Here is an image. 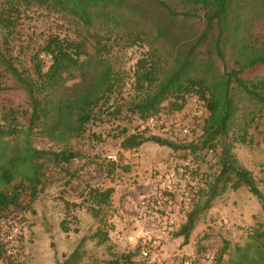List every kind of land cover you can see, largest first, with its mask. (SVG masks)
<instances>
[{"label":"trees","instance_id":"16d2710c","mask_svg":"<svg viewBox=\"0 0 264 264\" xmlns=\"http://www.w3.org/2000/svg\"><path fill=\"white\" fill-rule=\"evenodd\" d=\"M148 1L164 9L173 21L178 17L183 22L200 19L201 30L191 42L187 55L181 56L187 57L175 58L163 79H158L160 64L157 50H149L148 47L141 54L132 72L131 83L138 95L137 99L131 100L130 111L144 121L162 107H167L169 111L181 110L189 97L196 96L203 102L208 114L202 120V134L196 141L179 144L137 127L123 136L120 147L130 150L145 142H154L172 150H189L191 154L199 149H205L207 154L211 150L212 153L218 139L232 127L242 102L253 105L257 110L253 108L245 114L240 128L237 139L246 142L250 122L257 115L264 118V77L248 82L240 76L244 69L264 64V41H259L252 31L258 21H264V0ZM117 3L118 0H0V28L6 34L14 29L23 9L44 7L65 14L80 25L93 41L94 48L90 54L84 49L83 41L50 31L29 55L28 68L17 67L11 59L8 45L6 53L0 50V65L25 92L28 105L27 108L4 106L0 112V219L10 218L7 210L18 207L24 193H28L31 200L37 196L44 178L41 158L58 163L69 162L77 156L76 152L65 149L53 152L36 148L31 144L30 137L41 135L59 142L79 137L86 131L88 123L96 119L95 111L119 93L121 78L113 69L110 58L104 55L106 44L100 40L101 31L112 33L127 25L116 10ZM91 28L96 31L91 32ZM122 33L127 36L129 45L142 47L146 42L144 32L130 30ZM209 39L210 54L214 51L222 60L227 55L231 64L222 74L213 76L207 82L189 72V56L200 43ZM71 79L78 81L67 85ZM18 115L26 120L25 126ZM20 135L22 143L12 142ZM190 156L194 157V154ZM219 163V172L212 180H206L205 186L195 193L192 206L183 213L179 228L172 233L174 236L182 235L184 243L194 229L201 210L228 189L247 188L264 211V194L251 171L237 163L230 148L224 146ZM112 193L111 186L90 187L87 197L79 203L94 222V228L81 240L88 238L95 246L106 244L110 256L104 258L89 253L78 243L71 250L60 251L55 247L52 256L54 264H82L85 258L94 264H138L133 259L134 253L112 252L107 220L112 210ZM59 227L58 238L62 232L69 233L64 220L60 221ZM254 231L251 236L254 242L229 250L226 262L222 258L228 248L225 243L217 252V259L224 264H264V230ZM58 238L55 235L54 239ZM34 253L41 255L42 251L37 249ZM0 264H16L15 259L6 254L1 237Z\"/></svg>","mask_w":264,"mask_h":264},{"label":"rangeland","instance_id":"374dc122","mask_svg":"<svg viewBox=\"0 0 264 264\" xmlns=\"http://www.w3.org/2000/svg\"><path fill=\"white\" fill-rule=\"evenodd\" d=\"M116 10L126 20L127 25L125 28H117L112 33L101 31L100 40L106 44L104 55L110 58L113 69L121 78L119 93L100 110L95 111L96 119L88 123L86 131L79 137L67 138L61 142L41 135L30 137L31 144L36 148L53 152L65 149L76 152L77 156L69 162L58 163L46 157L41 158L44 178L37 196L31 200L29 194L24 193L20 205L7 210L11 215L9 219L20 225L22 233L17 256L14 258L16 264H54L52 256L55 247L60 251L71 250L78 243H81L89 253L109 257L110 252L106 249V244L95 246L88 238L81 240L82 236H87L90 229L94 228L90 213L79 204L82 198L87 197L90 187L118 186L120 188L118 192L126 189L129 192H124L119 197L128 196L127 201L132 204L133 210L128 209L127 212L123 211V214L127 213L132 221L136 216L140 227L136 204L140 196L153 187L151 171L156 165L168 164L172 158L179 159L194 154L192 157L198 163L200 173L206 182L212 180L219 172L223 148L228 147L237 163L251 171L258 188L264 194V118L257 115L250 122L246 142L237 139L245 114L254 108L247 102L240 103L232 127L225 136L218 139L215 151L210 154H207L205 149H199L191 154L189 150H170L167 147L165 148L167 154H163L155 162H149L144 156L148 152L152 153V146H157L153 145L154 142H146L139 150H125L120 147L123 136L135 131L137 127L141 129L143 125L138 115L129 109L131 100L137 99L138 95L131 83L136 60L148 47L149 50L156 49L160 64L158 79H163L175 58L187 57L181 56L187 55L191 42L199 35L201 25L200 19L196 18L183 22L178 17L173 21L164 9L148 0H118ZM93 30L96 31L91 28V32ZM130 30L134 33L144 32L143 38L146 42H143L142 47L129 45L127 36L122 32ZM50 31L81 40L88 53L94 52L93 41L80 25L75 24L65 14L37 6L22 10L16 26L9 35L0 28V50L6 53L8 45L11 59L17 67L20 68L22 65L28 68L29 55ZM161 31L163 33H160ZM252 31L259 41H264L263 20L258 21ZM209 43L210 39L200 43L191 56L188 55L191 62L189 72L207 82H210L213 76L222 74L231 64L227 55L225 60L218 58L214 51L211 55ZM240 76L248 82L262 78L264 64L246 68ZM77 81L78 79H71L67 81V85ZM4 106L27 108L28 105L25 92L0 65V112ZM18 119L23 126L26 125V120L20 115ZM12 142L22 143V135ZM109 153L116 154L117 161H107L105 156ZM242 190L247 192L248 189L243 186L236 190L228 189L201 210L196 219L198 227L190 240L193 253L209 249L217 255L219 249L226 243L227 252L222 256L226 262L229 250L237 245L252 242L254 230H264V211L258 199L254 196L257 201L247 203L250 206L246 209L240 205ZM111 212L107 220L112 252L134 253L133 259L140 264L137 242L133 243L128 238L118 236L120 230L117 231V226L112 221L110 223ZM123 214H117L118 219H122ZM61 220L66 222L69 233L62 232L58 238ZM55 235L57 240L54 239ZM172 236L174 235L171 234L169 238ZM168 239L162 241L161 252ZM178 246L175 245V248ZM37 249L42 251L41 255L34 253ZM170 256L172 260L175 258V255ZM161 258L166 263L162 255ZM82 264L94 263L85 258Z\"/></svg>","mask_w":264,"mask_h":264},{"label":"built area","instance_id":"2783aa9c","mask_svg":"<svg viewBox=\"0 0 264 264\" xmlns=\"http://www.w3.org/2000/svg\"><path fill=\"white\" fill-rule=\"evenodd\" d=\"M208 114L203 102L196 96L187 99L181 110L169 111L162 107L149 115L142 128L149 134L167 137L175 143L196 141L202 134L201 124ZM211 150H208V154ZM107 161H117L116 154L105 156ZM153 187L140 196L136 204L141 226L135 240L139 248L140 264H165L161 258L162 241L179 228L183 213L192 206L195 193L205 186L198 163L190 155L172 158L151 171ZM21 236L20 225L12 219H0V237L5 252L15 258ZM173 264H224L209 249L199 253H178Z\"/></svg>","mask_w":264,"mask_h":264},{"label":"crops","instance_id":"0c3cea01","mask_svg":"<svg viewBox=\"0 0 264 264\" xmlns=\"http://www.w3.org/2000/svg\"><path fill=\"white\" fill-rule=\"evenodd\" d=\"M146 143V142H145ZM145 143L141 144L139 147L134 148V149H138L141 148V146H143ZM153 145H157L156 147L152 146V153H146V155L144 156V158L146 159V161L149 162H155L157 161L160 157H162L163 154L166 153L165 148H167L166 146H162V145H158L157 143H154ZM170 149L171 148H167ZM168 153V152H167ZM166 153V154H167ZM119 187L115 186L113 187V193H112V218L110 220L117 226V231H119L118 236H122V238H128L129 240H131L133 243H136L135 240V236L136 233L138 232L139 227V223L136 220V216L134 218V220H131V217H129V215L127 213H125V215L123 214V211H128L129 210H133V206L130 202L127 201L128 196H122L119 197V195L123 194L124 192L128 193L127 190H123V192H118L119 191ZM239 189V188H238ZM246 189V188H245ZM247 192H244L242 190V197H240V205L244 206L246 209H249V206L247 203L251 204L253 203V201H257L256 198L254 197L253 194H251L248 190H246ZM262 208V206H261ZM259 209V206H258ZM117 214H123V218L122 219H118ZM129 217V218H128ZM134 217V216H133ZM132 217V218H133ZM119 220V221H118ZM259 225V224H258ZM198 227V225L194 227V229L192 230V232L189 235V238L187 240V242L184 243V237L182 235H176V236H172L171 238H169L163 245V250L161 252L162 257L166 260L165 264H172L176 258V255L178 253H185V254H191L193 253L192 251V246L190 245V240L192 237V234L194 233L195 229ZM116 231V232H117ZM110 236V234H109ZM179 245L177 248H175V245ZM170 255H175L174 259L172 260Z\"/></svg>","mask_w":264,"mask_h":264}]
</instances>
